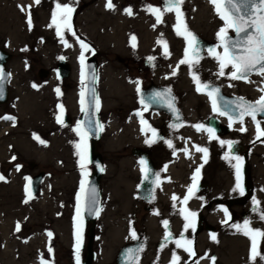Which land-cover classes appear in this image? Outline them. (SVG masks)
<instances>
[{"label":"rangeland","instance_id":"1","mask_svg":"<svg viewBox=\"0 0 264 264\" xmlns=\"http://www.w3.org/2000/svg\"><path fill=\"white\" fill-rule=\"evenodd\" d=\"M88 1L40 0L37 4L35 0H0V49L11 55L5 65L10 76L8 98L0 105V176L3 177L0 180V264H38L30 248L44 238L47 247L35 249L37 255L43 256L41 264H77L78 226L79 263L84 257L85 251L80 245L87 241L88 225L81 214L77 215V188L82 182L84 184L92 167L86 161V168L81 169L76 148L77 144L83 143L87 150L89 146L88 141H82L75 131L81 115L80 41L89 46V50L83 52L84 59L91 56L92 50L97 55L102 132L96 147L106 160V169L109 165V170L100 179L103 200L101 214L95 222L93 250L96 258L92 264H115L118 250L133 241V232L144 237L143 250L136 264H173L170 263L173 251L169 247L164 253L155 247L163 222L167 220L142 218L138 203L136 218L120 215L118 222L125 227L113 240V230L119 225L113 217L114 208L126 206L116 201L118 180L125 183L138 177L136 163L129 164L128 159L121 156L129 154V148H137L141 140L139 123L133 117L136 111L143 113L137 86L154 83L171 87L187 116L185 124L172 131L184 136L190 132L191 119L203 117L202 105L206 108L193 76L198 77L202 85L214 81V73L220 65L207 54L198 63L180 64L185 59L188 42L183 35H177L176 13L166 11L162 5L164 0L151 2L158 4L162 16L160 23L152 12L142 9V3L129 15L120 0H113L114 10H109L104 0ZM57 3L78 7L72 13V31L62 30L67 46L57 35L56 27L50 26ZM19 6H23V11ZM180 11L183 23L192 34L218 44L217 33L224 27V22L210 0H183ZM231 33L229 30L228 34ZM160 41L167 44V56ZM153 46L157 57L151 61L142 58L146 52H152ZM216 52L223 54L217 45ZM125 53L134 55L129 58L131 55ZM60 60L69 67V75L63 79L55 74ZM41 69L48 71L43 79L38 77ZM225 72L231 73V67L225 68ZM103 79L104 90L101 88ZM262 80L260 77L257 83ZM195 111L197 115L193 113ZM64 114L70 118L69 124L57 122V117ZM154 117L159 119V115ZM39 172H44L45 178L38 194L31 197L26 191L28 181ZM125 194L127 199L131 198L128 187ZM216 241L217 248L208 249L206 261L215 255L214 264H264L259 257L255 261L250 258L251 240L244 234H236L232 227L225 228ZM263 247L264 241L258 243L261 254H264Z\"/></svg>","mask_w":264,"mask_h":264},{"label":"flooded vegetation","instance_id":"2","mask_svg":"<svg viewBox=\"0 0 264 264\" xmlns=\"http://www.w3.org/2000/svg\"><path fill=\"white\" fill-rule=\"evenodd\" d=\"M90 1L96 2L98 0H89L88 2ZM104 1L107 4V0ZM152 1L157 0H120V4L123 10L129 8L134 10L142 3V9L148 11L149 7L157 9L158 4H152ZM165 2L167 0H164L163 6ZM77 8H74V11H77ZM214 45L216 47L217 44L214 43ZM153 48L152 52H146L142 58L146 60L149 57H157L156 47L153 46ZM187 49L189 50V44ZM125 54L131 55L129 58L133 57V53ZM146 54L148 55L146 56ZM206 54L210 55L204 53L199 59H202ZM94 56H97L96 53ZM217 69L214 73L215 80L204 84L209 86L206 89L218 88L222 95L229 97L232 107H235L237 100L241 98L246 102L255 103L264 95V92L261 91L264 89V76L254 74L249 77L250 82H245L244 80L230 79L231 73L229 72H225V75L221 76L219 75L220 68ZM260 77H263V80L258 84L257 80ZM158 86L171 88L166 84H159ZM137 87L140 88V92L145 88L141 84H138ZM140 92L138 93V102L143 113L140 116L133 115L135 121L139 122L137 126L139 127V137H141L135 149L137 154H134L133 148H129V154H119L124 159H128L129 164L136 163L138 174L136 179L131 178L126 182L130 191L131 202L134 203L133 214L130 215L136 218V205L138 203V211L139 213L142 212V218L150 217L149 219L168 221L167 228L163 224L160 237L157 236L155 247L162 251L160 253L166 252L165 248L169 247V250L173 251V256L179 258L177 263L213 264L212 259H215V255H211L209 261H206L208 249L217 248L216 240L212 239L213 235L219 236L227 227L235 229L236 234H243L234 225H243L245 220L251 222L250 226L253 229L264 230V220L261 219V216L264 215V137L257 139V125L250 116H245L242 123L237 116H233L230 122L229 117L214 111L211 103L206 99L205 89L199 91L207 108L202 105L203 117L197 116L191 119L189 123L190 132L181 136L177 131H172L182 127L187 120L177 96L175 95L177 106L182 116L181 122L174 124L175 118L146 108L140 100ZM193 113L197 115L196 111ZM154 115H159V119ZM142 119L146 123L142 124ZM257 121L260 122L261 129H264V117L258 114ZM230 123L231 126H229ZM198 124L203 125L205 129H215L217 138L210 139L206 131H197L194 126ZM172 125H176V127ZM241 128H245L246 131H241ZM150 129L156 130L155 137H153ZM152 139H155V143L145 142ZM221 140L234 142L231 151L227 144L221 146ZM166 141H171V148ZM196 146L208 149L207 163L204 162L203 153L196 151ZM234 156L242 158L240 183L244 189V195H241L239 189L236 188L237 174L234 165L237 164V161L232 159ZM226 157L228 158L226 159ZM101 158L103 175H105L108 168L106 169V160L103 154ZM142 160L146 161V168L141 165L140 161ZM201 165L203 167H200ZM198 167H200V174L195 182L196 187L187 203H184V198L189 195V187L194 184L192 177ZM142 168H144L143 171ZM145 176H148L146 180L151 177L152 184L150 187L149 183L143 185ZM119 181L124 183L122 179ZM173 196L178 199L174 201ZM253 198L257 203L254 204ZM107 200V202L111 201L109 197ZM118 208H120L118 205L114 208L115 213H117ZM182 209H187V211L196 214L195 217H190L194 224V230L193 227L185 229V225L189 221L184 219ZM225 209L228 213L227 216ZM168 233L170 236L165 239ZM135 234V239H141L144 244L143 235ZM176 240H181L182 243L184 240H190L193 254L190 255L183 248H178L175 243ZM260 242L262 241H258V243ZM85 244L81 243L80 249L85 251ZM172 262L173 259L170 260V263Z\"/></svg>","mask_w":264,"mask_h":264},{"label":"snow or ice","instance_id":"3","mask_svg":"<svg viewBox=\"0 0 264 264\" xmlns=\"http://www.w3.org/2000/svg\"><path fill=\"white\" fill-rule=\"evenodd\" d=\"M40 0H35V3L39 4ZM167 3L169 7L166 9V11H175L176 13V18H177V35H183L185 40L188 42L189 47L193 49V58H189V53L188 49L185 50V59L180 61V64H189L191 65L192 63H198L199 58L196 56V37L188 30L187 25L183 23V14L180 11V5L183 3V0H167ZM210 3L213 4L217 15L220 16L221 20L224 22V27H222L219 32L217 33V38L220 41L219 47L223 48V54H220L216 52L215 48H210L208 49L209 54L212 55L219 63L220 65V71L219 75L223 76L225 75V68L231 67L232 72L229 76L230 79L232 80H244L245 82H250L249 77L252 74H258L261 76H264V0H210ZM21 7V10L23 11V6ZM106 7L109 10H114L115 6L112 3V0H107ZM30 8V6H29ZM74 8L70 7L69 5H61L57 3L56 5V11L52 13V24L56 27L57 29V35L60 36L61 41L66 44L67 42L64 41L63 39V31L64 29L68 31H72V26H71V17L72 13L74 12ZM150 12H152L154 15H156L157 23L162 22V16L160 14V10L156 8H151L149 7L148 9ZM129 15L132 14L131 9H126L125 10ZM28 24L29 27L31 28V14L29 11V16H28ZM183 29V30H181ZM229 30L233 31L235 33L236 38L232 39L228 33ZM75 35V33H72ZM79 39V38H78ZM133 39H135L133 37ZM159 43H162L165 48V55H168L167 52V44L164 41H160ZM80 46L82 49L81 53V64H82V80H83V61H84V55L83 52L86 50H89V46L85 44L83 41H80ZM133 47L135 45L133 44ZM63 59V57H61ZM149 61L153 60V57L148 58ZM176 73L173 72V75ZM194 81L197 83V91H202L203 89L208 88L209 86L207 84H200L198 77L195 75L193 76ZM5 80V75L0 70V98L3 96V87H2V82ZM139 82H137L138 84ZM231 86V85H229ZM33 87H36L33 85ZM57 93H59V89L56 90ZM170 92V89L168 90ZM262 92H264V89H261ZM137 92H140V88L137 87ZM219 93L218 88H213L210 92L207 94L209 97L212 99L213 102V110H217L216 108V99L215 96ZM94 99L96 101V107L97 110H99V100L98 98ZM81 96L83 97V92L81 93ZM160 93H156L151 97V99L155 100L158 97H160ZM143 103V100L141 101ZM83 105V99L81 101ZM228 103V102H226ZM147 107V105H145ZM168 107L174 112L177 113V109L174 107V105L171 102H168ZM236 107L239 109L238 112V119L242 123L243 119L245 116H250L254 122H256L257 125V139H260L261 137H264V129H261L260 127V122L257 121V115H264V95H262L255 103H250L246 102L243 100V98L240 99V101L237 103ZM82 107V111H83ZM60 111L63 113V106H60ZM229 109H225V111L220 112L221 115H225ZM137 115H140V113H137ZM4 119H13L12 117H4ZM176 119L179 120V114L177 113ZM233 116L229 115V120L230 122L232 121ZM57 122L63 124V120L61 116L57 117ZM142 124L146 123L142 119ZM173 127H176V125H172ZM231 126V123L230 125ZM96 127L102 130V125L99 123L96 124ZM197 131L204 130L208 133L210 139H216V133L215 129L213 128H207L205 129L203 125H195L194 126ZM152 132L153 137L156 136V130L155 129H150ZM241 131H246L245 128H241ZM78 135L81 136L82 141L87 140V132L82 131L79 127L75 129ZM143 131V129H142ZM35 139L39 140V137H34ZM40 143L44 144L45 141L39 140ZM146 143H155V139L152 140H146ZM168 146L171 148L172 143L171 141H166ZM221 146L227 144L229 147V150L231 151L233 143L232 141H220ZM77 155L80 158V167L81 169L86 168V161H87V145L86 143L83 144H77ZM196 151L203 153V158L204 162L207 163V156H208V149L207 148H202L199 146H196ZM228 157H226L227 159ZM15 159V157H13ZM232 159H235L237 161V164L234 165L236 167V174H237V185L236 188L239 189L240 194L244 195V189L241 186L240 180H241V167H242V158L239 156H234ZM141 165H145V161H140ZM200 167H203L201 165ZM200 167L196 169L195 175L192 177L194 184L192 187H189L188 189V196L184 198V203H187V200L191 197L193 194V189L196 187L195 182L198 180L199 174H200ZM19 170V169H18ZM144 168H142V171ZM3 177L0 176V180H2ZM27 179V178H26ZM26 191H30V189H26ZM81 191H84V186L83 182L81 185ZM81 197L78 196L77 200L78 202L80 201ZM178 199L177 197L173 196V200L175 201ZM254 204L257 203L255 201V198H253ZM27 202V201H25ZM91 204H96L98 201L96 199V194L95 190H92V197H91ZM81 209L78 207L77 208V215L79 216ZM90 213L95 211L98 213L99 209H89ZM225 215L227 216V210L225 209ZM182 214L184 215V219L186 221H189L185 225V229L188 227H193L194 230V224L191 222L190 217H195L194 212H189L187 209H182L181 210ZM261 219L264 220V215L261 216ZM164 226L167 228L168 226V221H164ZM250 221L245 220L243 225H234L236 229L240 232H242L245 236L249 237V239L252 242V247H251V259L255 261L257 257L259 259L264 260V254H261V252L258 250V241H264V230H256L253 229L250 226ZM17 231H19V225H17ZM49 237L52 236V233H48ZM170 236V233H168L165 236V239H168ZM132 237L135 239L136 234L135 232L132 233ZM183 239V237H182ZM213 240H216L215 235L212 236ZM79 243H80V229L79 226L77 228V264H79ZM176 246L178 248H183L184 251L188 252L190 255H192V250H191V241L190 240H184L182 243L181 240H176L175 241ZM143 249H137L136 251H142ZM51 251V249H49ZM131 252V250H129ZM178 257L175 255L173 256V264H177ZM213 264H214V258H213Z\"/></svg>","mask_w":264,"mask_h":264},{"label":"water","instance_id":"4","mask_svg":"<svg viewBox=\"0 0 264 264\" xmlns=\"http://www.w3.org/2000/svg\"><path fill=\"white\" fill-rule=\"evenodd\" d=\"M169 7V5H168ZM232 39H235L234 35H229ZM196 56L199 58L203 54V49L206 48L207 52L209 53L208 49L214 48L213 44L209 43L208 41L196 37ZM189 55L193 58V49L190 47ZM10 56L2 49H0V70L5 75V80L2 82L3 87V96L0 98V105L4 104L8 98V81H9V73L6 70V62L9 60ZM83 81H82V88L81 93L83 92V97L81 96V101L83 99V111L81 112V116L79 118V128L87 132V139L89 140V150H88V160L89 163L93 167V172L89 175L87 179V183L85 185L84 190V197L81 205V211L84 214L85 222L89 224L88 232H87V244L85 246V257L82 260L81 264H92L95 259V252L93 251V241H94V228H95V221L99 214L101 208V189H100V179L103 174V163L101 159L100 153L96 149V144L100 139L101 130L96 127V124L99 123V110L96 107V101L94 99L97 97V90H96V81H97V62L94 57H90L85 59L83 62ZM48 71L45 69H41L38 71V77L43 79L47 77ZM57 75L60 78H66L69 75V67L63 61L60 60L57 63ZM210 88L208 90H212ZM169 88L157 86V85H150L149 87L145 88L140 93V99L143 100V103L147 105L150 110H156L159 112H163L173 118H175L174 124H179L181 121V112L177 107L176 104V97L174 93ZM160 93L161 96L157 99L153 100L154 94ZM216 99V108L217 111L223 112L225 109H229V111L225 114V116L229 117V115L234 116L237 114L239 109L236 107H232L231 99L229 97H225L220 92L215 96ZM240 101L237 100V103ZM168 102H171L174 107L177 109V113L179 114L180 119H176L177 113H174L169 107ZM228 102V103H226ZM213 104V102H212ZM264 117V115H262ZM65 124L70 123V118L67 115H64L62 118ZM136 150L133 149L134 154ZM146 162V161H145ZM43 177V173H39L37 176L32 178L30 182V193L31 195H36L39 192V185L41 183ZM148 176H145L143 185L149 183V187L152 184L151 177L149 180H146ZM95 190L97 203L91 204V197H92V190ZM149 190V188H148ZM99 209L98 213L93 211L90 213L89 209ZM143 248V242L140 239H136L132 243L125 244L122 246L119 251L117 252L115 258V264H135L138 260L140 252H137V249ZM131 250V252L129 251Z\"/></svg>","mask_w":264,"mask_h":264},{"label":"bare ground","instance_id":"5","mask_svg":"<svg viewBox=\"0 0 264 264\" xmlns=\"http://www.w3.org/2000/svg\"><path fill=\"white\" fill-rule=\"evenodd\" d=\"M19 11V10H18ZM20 13V12H19ZM53 24H52V22L50 23V26H52ZM6 52V51H5ZM7 53V52H6ZM9 56H10V58H11V55L9 54V53H7ZM9 58V59H10ZM63 79V78H62ZM105 79H103L102 80V84H101V88H102V90H104V88H105ZM104 87V88H103ZM104 96H106V93L104 92ZM64 115H66V114H64ZM101 155V154H100ZM102 159V158H101ZM103 163V162H102ZM108 170H109V165H108ZM39 173H41V172H39ZM38 173V174H39ZM43 173V177H42V180H41V183H40V185L42 184V182H43V180H44V178H45V173L44 172H42ZM38 174H36V175H33L30 179H29V184H28V186L30 185V182L32 181V178L33 177H35V176H37ZM119 183H120V185H119ZM40 185H39V190H40ZM118 187H117V189H118V191H116V193H117V197H116V200H117V203H119L120 205H126L124 208H118V210H117V213H115L114 215H113V217H115V220H116V222L119 224V225H117L115 228H114V230H113V240L115 241V239L119 236V233L120 232H122V230H123V228L125 227L124 226V224L123 223H120V222H118V219H120V215H127V216H130V214L132 215L133 214V210H132V207H133V205H134V203L133 202H131V200L130 199H127V197H126V194H125V189H126V187H127V183L125 182L124 183V185L121 183V181H119L118 180ZM122 194H124V197L122 196ZM30 195V194H29ZM31 197H33V195L31 196ZM114 197H115V194H114ZM152 220V219H151ZM13 225V224H12ZM11 225V226H12ZM39 246H45V247H47L46 246V239L44 238L43 240H39L38 242H36V245L35 246H32L31 248H30V253L31 254H34L35 255V257H36V263L38 262V264H41V262H44V259H43V256H41V255H37L36 254V252H35V249H37ZM105 255H107V250H106V252H105Z\"/></svg>","mask_w":264,"mask_h":264}]
</instances>
